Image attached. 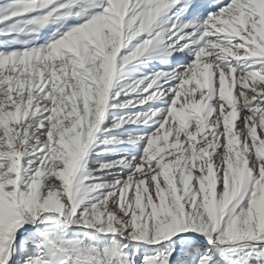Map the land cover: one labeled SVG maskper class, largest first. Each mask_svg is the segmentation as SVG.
Listing matches in <instances>:
<instances>
[{
	"label": "snow or ice",
	"instance_id": "snow-or-ice-1",
	"mask_svg": "<svg viewBox=\"0 0 264 264\" xmlns=\"http://www.w3.org/2000/svg\"><path fill=\"white\" fill-rule=\"evenodd\" d=\"M0 264H264V0H0Z\"/></svg>",
	"mask_w": 264,
	"mask_h": 264
}]
</instances>
